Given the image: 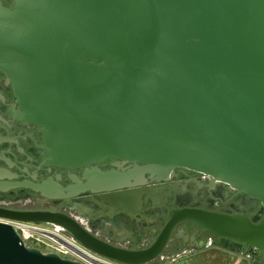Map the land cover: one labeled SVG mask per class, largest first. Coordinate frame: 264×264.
Instances as JSON below:
<instances>
[{"label": "water", "instance_id": "1", "mask_svg": "<svg viewBox=\"0 0 264 264\" xmlns=\"http://www.w3.org/2000/svg\"><path fill=\"white\" fill-rule=\"evenodd\" d=\"M0 69L18 98L14 117L39 126L43 164L80 167L109 156L134 163L107 174L95 166L80 189L43 182L35 187L43 194L70 199L90 190L139 210L147 174L162 181L186 167L264 208V0H16L0 8ZM0 217L59 225L123 264L161 257L185 223L264 258V217L245 214L175 209L142 249L106 241L62 211L0 209ZM0 264L87 263L27 245L0 221Z\"/></svg>", "mask_w": 264, "mask_h": 264}, {"label": "flooded vegetation", "instance_id": "2", "mask_svg": "<svg viewBox=\"0 0 264 264\" xmlns=\"http://www.w3.org/2000/svg\"><path fill=\"white\" fill-rule=\"evenodd\" d=\"M16 0H0V8L14 9ZM18 98L12 81L0 69V209L13 211H62L73 214L96 236L115 245L142 249L151 245L159 236L170 212L182 208H202L228 214H245L253 220L264 217L261 202L245 193L216 181L204 172L177 167L168 179L156 181L146 175L139 210H123L103 202L90 190L79 192L76 198L50 197L35 187L52 179L63 187L80 189L79 180L95 166L101 174L118 169L132 168L134 163L109 156L104 160L80 167L43 164L45 152L43 135L39 126L22 123L14 114L19 110ZM46 184V186H47ZM51 188V187H50ZM51 189L54 190V187ZM67 193V191H64ZM0 219H4L0 217ZM178 241H184L180 245ZM185 245V246H184ZM188 247L216 249L231 254H248L253 264H264L263 252L246 243L212 235L191 223L179 225L173 232L164 254L184 251Z\"/></svg>", "mask_w": 264, "mask_h": 264}, {"label": "built area", "instance_id": "3", "mask_svg": "<svg viewBox=\"0 0 264 264\" xmlns=\"http://www.w3.org/2000/svg\"><path fill=\"white\" fill-rule=\"evenodd\" d=\"M0 221L13 225L27 245L38 247L44 252H55L63 257L80 260L87 264H123L85 248L59 225L8 218L0 219Z\"/></svg>", "mask_w": 264, "mask_h": 264}, {"label": "rangeland", "instance_id": "4", "mask_svg": "<svg viewBox=\"0 0 264 264\" xmlns=\"http://www.w3.org/2000/svg\"><path fill=\"white\" fill-rule=\"evenodd\" d=\"M183 242L177 243L185 244ZM182 248L184 251H170L148 264H253L251 257L244 253L231 254L216 249L208 251L204 247L193 251L188 247Z\"/></svg>", "mask_w": 264, "mask_h": 264}]
</instances>
